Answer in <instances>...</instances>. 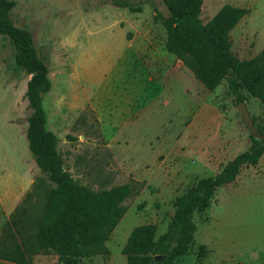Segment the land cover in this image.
<instances>
[{
    "label": "rangeland",
    "instance_id": "1",
    "mask_svg": "<svg viewBox=\"0 0 264 264\" xmlns=\"http://www.w3.org/2000/svg\"><path fill=\"white\" fill-rule=\"evenodd\" d=\"M10 1L14 3L11 19L31 34L48 68L50 90L43 98V109L46 129L57 139L55 150L62 169L94 191L131 185L132 194L124 202L126 215L120 220L124 236L140 224L171 218V203L147 207L142 193L145 185L122 174L115 153L108 148L110 141H116L109 123L117 96H129L138 61L150 66L168 60L171 69L185 66L165 49L166 31L158 20V16H168L165 6L160 0H126L130 7L124 8L116 5L118 0ZM225 4L247 10L230 33L234 55L239 60L261 57L264 65V0H202L200 20L209 22ZM14 55L0 34V255L34 241L47 195L54 187L28 149L26 89L30 75L16 65ZM224 96L219 109L232 120L224 133L237 136L234 120L241 121L232 97L228 92ZM245 105L254 123L264 127L262 104L247 97ZM110 111L106 123L105 114ZM248 135L246 129L245 141H250ZM241 172L243 180L262 179L264 157ZM258 200L264 204V199ZM260 217L259 229L264 230V210ZM107 245L112 249V264H122L124 255L115 248V239L111 237ZM191 262L189 255L181 264ZM10 263L0 259V264ZM31 264H57V259L39 254ZM81 264H108V255L83 259Z\"/></svg>",
    "mask_w": 264,
    "mask_h": 264
},
{
    "label": "trees",
    "instance_id": "2",
    "mask_svg": "<svg viewBox=\"0 0 264 264\" xmlns=\"http://www.w3.org/2000/svg\"><path fill=\"white\" fill-rule=\"evenodd\" d=\"M160 1L168 11L166 18L158 16L166 31V51L182 61L206 90L212 92L225 83L235 107L245 104L247 97L257 99L264 107L262 58L239 60L231 48L230 33L247 10L225 4L204 24L199 17L202 0ZM116 5L130 7L126 0H118ZM13 7L12 1L0 0V34L13 47L16 65L30 75L26 89L30 110L28 149L54 187L47 195L34 241L15 247L0 259L31 264L34 256L50 254L57 258V264H81L83 259L107 256L105 244L126 213L124 202L132 194L131 185L94 191L78 184L62 169L55 150L57 139L46 129L43 109V98L50 90L48 68L31 34L11 19ZM254 126L264 135L263 126ZM248 136L250 145L245 151L223 165L215 176L199 179L172 202L173 214L163 235L156 238L154 224L131 230L121 250L126 264H174L192 252L195 215L201 218L218 188L235 182L244 167H255L264 157V141ZM204 254L205 249L199 247L197 258ZM156 256L164 258L156 260Z\"/></svg>",
    "mask_w": 264,
    "mask_h": 264
},
{
    "label": "crops",
    "instance_id": "3",
    "mask_svg": "<svg viewBox=\"0 0 264 264\" xmlns=\"http://www.w3.org/2000/svg\"><path fill=\"white\" fill-rule=\"evenodd\" d=\"M137 65L129 96L118 95L113 116H108L112 111L105 114L116 139L108 148L115 153L121 173L145 185L142 193L147 207L172 204L199 179L215 176L250 141H245L246 129L236 119L240 134L224 133L232 121L219 109L228 92L226 84L210 92L185 66L171 69L168 60L150 66L139 60ZM242 175L218 188L204 215L194 217L191 264H264V230L259 229L264 204L258 200L264 199V177L243 180ZM169 220L146 224L156 225L158 238L166 232ZM120 224L110 236L119 251L131 232L124 236ZM107 242L108 264H112ZM199 247L205 254L198 259ZM183 258L174 264H181ZM121 261L126 264V257Z\"/></svg>",
    "mask_w": 264,
    "mask_h": 264
},
{
    "label": "water",
    "instance_id": "4",
    "mask_svg": "<svg viewBox=\"0 0 264 264\" xmlns=\"http://www.w3.org/2000/svg\"><path fill=\"white\" fill-rule=\"evenodd\" d=\"M236 111L238 112L241 123L246 127L249 134L256 140L264 141V135L259 132L254 126V122L247 110V107L244 103H239L236 105ZM163 256H156V260L163 259Z\"/></svg>",
    "mask_w": 264,
    "mask_h": 264
}]
</instances>
